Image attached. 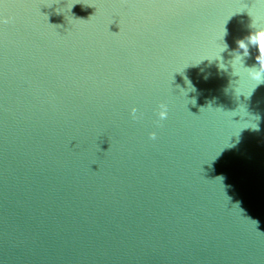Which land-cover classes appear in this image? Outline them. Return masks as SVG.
<instances>
[{
	"label": "water",
	"instance_id": "obj_1",
	"mask_svg": "<svg viewBox=\"0 0 264 264\" xmlns=\"http://www.w3.org/2000/svg\"><path fill=\"white\" fill-rule=\"evenodd\" d=\"M260 30L264 0H0V264H264Z\"/></svg>",
	"mask_w": 264,
	"mask_h": 264
},
{
	"label": "clouds",
	"instance_id": "obj_2",
	"mask_svg": "<svg viewBox=\"0 0 264 264\" xmlns=\"http://www.w3.org/2000/svg\"><path fill=\"white\" fill-rule=\"evenodd\" d=\"M259 33H264V30H260L258 31L256 34ZM262 57H264V53H262V55L259 57V70L256 71V73H258V75H252L251 73H249V76L255 81L257 79H260L262 82L258 83L257 86L261 83H264V62H262ZM256 86V87H257ZM164 113H161V118H164ZM155 137V134H153V138Z\"/></svg>",
	"mask_w": 264,
	"mask_h": 264
},
{
	"label": "snow or ice",
	"instance_id": "obj_3",
	"mask_svg": "<svg viewBox=\"0 0 264 264\" xmlns=\"http://www.w3.org/2000/svg\"><path fill=\"white\" fill-rule=\"evenodd\" d=\"M253 39L257 42L259 50L264 53V33L256 34ZM243 47V45H241Z\"/></svg>",
	"mask_w": 264,
	"mask_h": 264
}]
</instances>
